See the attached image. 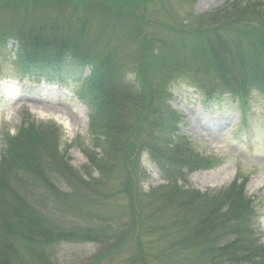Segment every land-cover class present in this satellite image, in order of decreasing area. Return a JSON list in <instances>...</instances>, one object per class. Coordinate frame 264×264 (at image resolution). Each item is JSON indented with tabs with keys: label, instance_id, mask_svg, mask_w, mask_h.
Here are the masks:
<instances>
[{
	"label": "trees",
	"instance_id": "1",
	"mask_svg": "<svg viewBox=\"0 0 264 264\" xmlns=\"http://www.w3.org/2000/svg\"><path fill=\"white\" fill-rule=\"evenodd\" d=\"M141 1H150L144 6L148 10L156 5L154 13L167 2ZM43 2L49 0H0V50L11 41L18 45L11 65L19 76L60 84L71 77L84 83L80 98L91 107L92 129L102 137L96 143L100 151L90 150L87 158L100 174L96 179L95 172H89L87 181L56 149H49L44 162L63 184L51 190V212L40 213L17 196L12 179L19 162L36 173L42 164L41 142L8 137L0 163V264H56L52 257L57 244L103 243L110 237L105 228L78 229L72 220L93 222L104 204L98 205V194L118 174L111 171L132 158L136 149L139 160L149 155L166 183L149 193L144 207L152 228L169 239L168 246L197 251L179 264H264L261 213L244 183L235 180L227 189L208 194L186 190L189 175L213 163L182 136V116L169 104L173 93L167 87V81H186L207 101L228 97L231 105L248 111L254 93L264 97V6L243 8L234 1L235 11L227 14L234 20L211 26L218 13L188 12L187 20H180L168 0L169 20L158 25L167 19L172 27L161 36L159 30L152 31L156 27L151 23L137 24L123 8L112 7L111 0H55L39 8ZM124 26L129 30L122 38L118 32ZM142 30H149L145 37ZM153 48V100L147 99L149 111L143 114L146 94L139 89L143 81L135 69L143 63L145 51L149 54ZM87 70L89 77L81 80ZM130 187L125 183L121 190Z\"/></svg>",
	"mask_w": 264,
	"mask_h": 264
},
{
	"label": "rangeland",
	"instance_id": "2",
	"mask_svg": "<svg viewBox=\"0 0 264 264\" xmlns=\"http://www.w3.org/2000/svg\"><path fill=\"white\" fill-rule=\"evenodd\" d=\"M170 1L180 20H187L188 12H194L197 16L218 13L219 18L211 22V26L225 24L229 19L234 20V15L227 16L230 11H235L232 6L234 1H238L243 8L264 6V0H195V3ZM54 2L55 0L43 2L39 8L50 6ZM148 3L150 1L111 0L112 7L123 8L137 24L151 23L156 27L152 31L159 30L163 36L168 31L166 28L172 27L166 13L168 0L165 9L158 13H154L155 8H158L156 5L151 4L149 10L145 9L144 6ZM165 18L168 19L167 22L158 25ZM195 24L196 22L192 23V26ZM121 28L118 34L123 38L129 29L125 26ZM148 31L142 30V36L145 37ZM131 33L138 35L136 26ZM14 47L17 48L18 45L11 41L5 50H0V163L8 137L14 141L25 137L31 142L40 141L41 166L35 173L19 162L12 181L17 196L25 199L38 212L50 213L53 197L51 190L61 188L63 181L57 178L51 167L46 166L48 163L44 160L47 151L56 149L63 162H67L85 180H89V172H95L94 178L98 179L100 173L92 169L87 154L90 150L100 151L96 143L102 137L92 129L91 107L87 101L85 103V100L80 99L79 89L83 87V83H76L71 77H67L68 82L65 84L49 83L36 77L21 80L17 68L11 65L16 54ZM151 50L149 54L145 51L143 63L138 66V70L137 67L135 69L143 81L138 84L139 89L146 94L143 114H146L144 109L149 111L147 99L153 100V93H150L152 80L150 81L149 76L152 69L150 60L155 49ZM89 74V70L84 71L79 78L82 80ZM132 78L133 75L130 79ZM167 82L168 90L173 93L169 104L182 116V136L192 143L196 152L213 163L212 167L189 175V187L186 190L208 194L227 189L235 180L244 183L247 196L254 200L257 212L261 213L260 224L264 239V97L254 93L249 99L251 107L248 111H241L239 106L227 101L228 97L217 102L207 101L186 81ZM34 105L56 107L57 112H60L58 115L64 114L65 118L72 115L73 119L68 117V120L60 121L56 115L38 110ZM138 131L139 128L136 134ZM140 154L136 149L132 158L111 171L118 174L113 178V183L106 186L104 193L102 191L98 194L101 197L98 205L104 204L102 208H98L100 211L95 212L98 216L91 224L89 219L72 220L77 222L74 225L78 229L81 226H93L95 230L105 228L110 237L103 239L100 244L95 243V240L57 244L52 257L56 264H179L186 256H197V251L187 252L178 246H168L169 239L152 228L153 224L144 207L149 193L166 183L160 178L148 155L143 154L139 160ZM125 183L131 187L123 191L121 189ZM96 223L98 225L95 227ZM150 224L151 227H148Z\"/></svg>",
	"mask_w": 264,
	"mask_h": 264
},
{
	"label": "bare ground",
	"instance_id": "3",
	"mask_svg": "<svg viewBox=\"0 0 264 264\" xmlns=\"http://www.w3.org/2000/svg\"><path fill=\"white\" fill-rule=\"evenodd\" d=\"M42 105H34V108H36L38 110H43V111L49 112L50 114H53V115H56L58 117V120H60V121L73 119L72 115L69 116L67 113L66 114L69 117V118L67 117L68 119L63 116L64 114L62 116L58 115V114H60V112L59 113L57 112L58 109L56 107H45Z\"/></svg>",
	"mask_w": 264,
	"mask_h": 264
}]
</instances>
